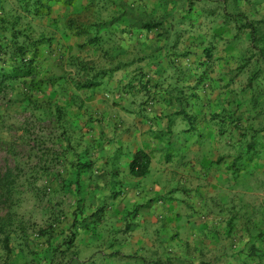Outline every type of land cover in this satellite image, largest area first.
Segmentation results:
<instances>
[{
    "label": "rangeland",
    "instance_id": "1",
    "mask_svg": "<svg viewBox=\"0 0 264 264\" xmlns=\"http://www.w3.org/2000/svg\"><path fill=\"white\" fill-rule=\"evenodd\" d=\"M224 2V18L236 20L234 1ZM192 4L186 0H61L52 1L50 13L41 17L26 14L17 0H0V17L17 19L21 33L45 40L35 56L33 73L7 78L0 91V264H11L20 250L27 253L29 264H62L50 262L54 249L71 246L68 241L75 227L88 220L87 197L78 198L79 189L85 190L87 184L119 188L122 183L115 180L112 185L99 174L85 180L81 174L106 173L110 167L106 170L98 161L123 154L119 144L127 107L154 106L152 76L157 73L168 80L166 92L192 94L191 109L200 111L193 123L202 129L195 131L193 139L208 141L210 156H241L248 150L247 141L264 139V96H258L256 103L252 99L257 89L264 92V78L250 87L252 62L247 58L231 73L218 74V84L200 81L202 71L188 66L142 67L141 60L148 62L150 56L141 51V39L146 41L151 32L167 34L179 20L186 24ZM9 39L11 29H0V67L7 71L14 64V58L3 52ZM18 39L23 41L24 35ZM102 72L106 73L102 78H108L104 86L98 76ZM90 80L97 82L87 84ZM189 80L191 84L184 82ZM215 91L223 95L218 100L210 96ZM121 93H140L147 99L127 106L121 103ZM95 94L103 100L89 103L88 97ZM101 107L114 122L109 129L88 125L90 120L103 121L102 115L88 114ZM166 150L168 161L179 157L182 149L176 145ZM106 220L99 222L103 234L111 229Z\"/></svg>",
    "mask_w": 264,
    "mask_h": 264
},
{
    "label": "crops",
    "instance_id": "2",
    "mask_svg": "<svg viewBox=\"0 0 264 264\" xmlns=\"http://www.w3.org/2000/svg\"><path fill=\"white\" fill-rule=\"evenodd\" d=\"M186 1L194 2L186 24L179 20L171 32L159 36L151 32L146 41L141 39V51L150 56L146 58L148 62L141 60L142 67L188 66L202 71L200 81L218 84V74L223 70L231 73L245 58L252 62L251 70L261 63L258 53L264 51V27L255 31L263 40L253 44V32L243 26L239 14L243 12L249 21L264 23V0H233L238 10L233 21L224 18L225 0ZM209 2L215 5L209 6ZM246 8L252 10L244 12ZM168 40L172 47L166 44ZM163 76H152L153 107H127L119 144L123 154L117 159L98 161L110 170L81 174L85 180L99 174L112 185L115 180L122 183L119 188H94L87 184L84 192L79 189L78 198L87 197L88 220L75 227L72 245L55 254V262L155 264L158 259L171 257L175 264H264V139L253 141V146L241 156H210L208 141L193 139L195 131L202 129L193 123L200 111L191 109L192 94L174 89L166 92L168 80ZM250 77L251 71L248 82ZM104 78L99 81L102 86L107 84L108 78ZM232 79L231 75V83ZM190 80L184 82L191 84ZM98 96H89V103L93 99L103 100ZM119 96L127 106L133 100L147 99V95L140 93ZM210 96L218 100L223 95L215 91ZM179 100H188L187 105L183 107ZM106 110H89V115H102L103 121L90 120L88 125L101 124L105 129L113 126ZM176 145L182 149L179 157L167 161L166 149ZM196 147L200 149L194 150ZM140 149L149 153L150 162L145 175L135 176L129 164ZM100 196L106 198L96 199ZM103 217L111 227L105 234L98 229ZM19 252L11 264L29 260L25 251Z\"/></svg>",
    "mask_w": 264,
    "mask_h": 264
},
{
    "label": "trees",
    "instance_id": "3",
    "mask_svg": "<svg viewBox=\"0 0 264 264\" xmlns=\"http://www.w3.org/2000/svg\"><path fill=\"white\" fill-rule=\"evenodd\" d=\"M19 3V7L24 11L26 14H32L33 16H41L44 17L48 15L52 9V1H61V0H17ZM64 2H71L72 0H62ZM239 18L242 19V24L245 27L251 28L253 35L251 37V40L253 44H257L260 42V40H263L262 37H257L255 34V31L259 26L264 27V23L261 20L257 21H249L247 17H245L244 14H239ZM16 21H12L10 17L3 16L0 17V29L1 30H8L11 29V39L8 41H5V49L4 53H9L14 58V64L11 67V70L7 71L5 70V67H0V91L3 90L6 83L5 80L9 77H17V76H28L33 73V62L35 60V56L37 55V52L39 50V47L45 43V40L41 38L36 37H30L28 35H25V33H21L20 30L16 29ZM153 26V25H152ZM24 35L23 41H19V35ZM28 53H31L30 56H27ZM258 58L261 60V63L258 65H255V67L251 70V77H250V87L255 88V84H251L252 81L256 80L260 76H264V51L263 49L259 50ZM106 75L105 72L99 73L98 76L104 77ZM97 81H88L87 84H92ZM255 92V91H254ZM263 94V91L260 89H257L256 94H254L252 97L253 103H256V98ZM180 101V100H179ZM188 100L180 101L181 105L184 107V105H187ZM182 109V108H181ZM252 142L247 141V149L251 148ZM150 162V155L148 152L140 149L137 150L133 154V158L129 164L130 172L135 176H141L145 175L148 166ZM2 223L0 221V231L2 230ZM76 235V231L72 232V239L68 241V243L73 242V238ZM70 247V244L68 245ZM65 250H68V248L65 249H54L52 261H54L55 254L63 253ZM58 258V257H57ZM24 264H29L28 262ZM155 264H175L174 260L171 257H167L164 261L161 259H158L155 261Z\"/></svg>",
    "mask_w": 264,
    "mask_h": 264
}]
</instances>
